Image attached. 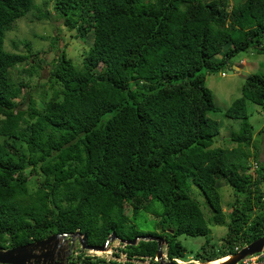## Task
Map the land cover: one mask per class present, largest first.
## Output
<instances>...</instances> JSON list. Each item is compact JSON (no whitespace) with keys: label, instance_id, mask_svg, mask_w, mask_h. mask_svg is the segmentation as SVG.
<instances>
[{"label":"trees","instance_id":"1","mask_svg":"<svg viewBox=\"0 0 264 264\" xmlns=\"http://www.w3.org/2000/svg\"><path fill=\"white\" fill-rule=\"evenodd\" d=\"M49 3L86 47L77 65L61 46L48 89L33 99L11 71L27 63L22 72L38 79L44 60L27 41H18L25 53L6 50L5 38L28 16L49 20ZM41 39L59 49L58 35ZM252 51L264 54V0H0V250L76 232L100 247L113 234L163 237L168 260L185 261L178 236L224 227L219 246L205 241L191 259L207 263L263 237L264 167L248 105L264 108V74L247 76L223 112L233 121L230 148L215 145L221 123L210 114L219 109L205 87L207 74ZM222 184L233 190L227 213ZM158 207L161 235L131 224ZM157 249L152 240L123 251L154 257Z\"/></svg>","mask_w":264,"mask_h":264},{"label":"rangeland","instance_id":"2","mask_svg":"<svg viewBox=\"0 0 264 264\" xmlns=\"http://www.w3.org/2000/svg\"><path fill=\"white\" fill-rule=\"evenodd\" d=\"M233 1V0H231ZM43 0H36V4H41ZM51 5V6H50ZM48 12L51 13L49 20H41L36 21L31 16L26 17L20 21V24L16 31H9L6 33L5 38V48L10 52H19L25 53L27 50L24 46L20 45L18 41H27L30 43L31 49L35 52H39L40 59L44 60L42 64V70L40 73V78H35L34 76L31 79H28V75L24 74L22 70H29L30 66L27 63L21 64L18 67H15L11 71V76L14 81H21L28 83V90H31L33 99L34 96L37 98V94H39L43 90H47L48 86L46 85V79L48 77V72L50 70L51 61L56 57V51H59L61 46H65V51L69 58H72L77 65L81 63V53L85 49V45L82 42H79L80 39L75 38V31H68L62 23V20L57 16H54L52 11V3H49ZM59 38L56 50L52 48L49 40L41 39V37L49 38L52 36H57ZM17 44V49H14V45ZM34 66V63H31ZM222 72L225 75H222ZM229 72H232L231 74ZM251 74H264V54L262 55H254L252 53H239L231 60L227 62V65L224 66V69L220 70L218 73L207 74L205 77V87H207L213 94L215 105L218 107L219 111L216 113H211L210 117L217 122L221 123L220 136L217 137L215 141V145H224L225 147H232L233 145L226 143L223 141L228 140L230 138V132L233 130V121L225 118L223 116V112L229 107L231 102L240 97L241 88L244 82V79ZM27 90V91H28ZM35 91V92H34ZM29 101L26 100L21 106V108H27ZM248 114H249V122L253 128V143L257 148V157L260 164L264 167V131L262 130L264 124V108L255 105H248ZM251 152L254 150L251 149ZM253 165V169L259 166L257 163H251ZM221 197H222V205L224 213L229 211L228 204L231 203L234 199L233 190L226 185H221ZM264 188V185H263ZM192 196L199 201L202 205L203 210V200L199 196L196 188H192ZM152 210L151 212L141 211L135 217V219L131 222V224L135 225V228L147 234H162V230L159 227V211ZM126 215H130V210H125ZM225 233V228L221 226L210 225V233L206 237H187V236H178L177 241L181 243V245L185 248V263L192 262V257L195 253L200 250L202 244L205 241H208L209 246H219L217 241L220 240L222 235ZM159 238V237H157ZM67 240L64 245H70V252L74 251V258L78 255H82L83 257L91 258L89 255L92 254V251L89 250H80L78 239H76L73 244L70 241V238H64ZM160 239H163L161 237ZM62 242V240H60ZM120 242L114 239L107 247L106 251L98 252L95 256H99V258L108 260L111 257H114L115 253H118L117 249L120 248ZM163 252L166 250V246L162 247ZM112 252L110 255L109 252ZM116 251V252H115ZM99 254V255H98ZM216 260L214 262H217ZM182 262V261H181ZM197 262H192L195 264ZM213 263V262H207ZM198 264H201L198 262Z\"/></svg>","mask_w":264,"mask_h":264},{"label":"water","instance_id":"3","mask_svg":"<svg viewBox=\"0 0 264 264\" xmlns=\"http://www.w3.org/2000/svg\"><path fill=\"white\" fill-rule=\"evenodd\" d=\"M230 74L232 72H229ZM70 238L71 243L78 239L80 248L82 250L90 251H106L108 245L117 238L111 234L107 239L106 243L100 247L89 246L87 244L86 236H81L79 232L75 234H62V235H51L46 239L32 242L30 244L15 247L7 250H0V264H68L67 258L70 256V246H65L67 240L64 238ZM62 240V242H60ZM127 245H136L139 241H152L157 242L156 257L160 264H176L175 262L164 261L162 258V244L164 240L160 238L152 237H136L131 242L122 241ZM264 248V236L253 241L252 243L244 246L239 251L225 258L223 262L216 263H201V264H236L247 256L259 253ZM65 250H68L65 254ZM214 262V261H213ZM198 264V263H196Z\"/></svg>","mask_w":264,"mask_h":264},{"label":"built area","instance_id":"4","mask_svg":"<svg viewBox=\"0 0 264 264\" xmlns=\"http://www.w3.org/2000/svg\"><path fill=\"white\" fill-rule=\"evenodd\" d=\"M237 251H239V250H237ZM109 253H110V255H112L111 251ZM95 254H96V252H95ZM149 259H145V260H142L140 262L135 261V259H133V261L135 262L134 263L130 259L127 260L126 255H124L122 252H120L118 258L111 257L108 260H105L106 261L105 264H108V263L111 264V261H116L117 264H150ZM156 260L157 259L154 258L155 262H156ZM178 263H180V262H178ZM236 264H264V248L259 253H255L253 255L247 256L244 259H242L241 261L237 262Z\"/></svg>","mask_w":264,"mask_h":264},{"label":"clouds","instance_id":"5","mask_svg":"<svg viewBox=\"0 0 264 264\" xmlns=\"http://www.w3.org/2000/svg\"><path fill=\"white\" fill-rule=\"evenodd\" d=\"M222 75L224 76L225 75V73H223L222 72ZM117 240H118V238H117ZM119 241V240H118ZM120 242V241H119ZM127 244H125L124 242H120V248H118L117 249V251H118V253H115L114 254V257L115 258H118L119 257V253L120 252H122L124 255H126V258H128V259H130V260H132L133 261V259H135V261H138V262H140V261H142V260H145V259H149V262H150V264H160V262H159V260H158V258L156 257V255L154 256V257H150V256H146V257H136V256H128V254L127 253H125L124 251H123V249H124V246H126ZM68 246H70L69 244H68ZM163 246H166V243H165V240H164V244H162V247ZM79 249L80 250H82L80 247H79ZM166 249H167V247H166ZM240 250V249H239ZM90 251V250H89ZM91 252V251H90ZM96 253H98V252H96ZM92 254H94L93 256L92 255H89L91 258H94V257H98L99 258V256H95L96 254H95V251H92ZM74 256L75 254H74V251H71V253H70V256L67 258V262L69 263L70 261H69V258L71 257V256ZM99 255V254H98ZM228 257V256H227ZM154 258H156L157 260H156V262L154 261ZM162 258H163V260L164 261H168V262H175L176 264H187V263H185L186 261H183L182 260V262H181V260H178V259H175V260H173V261H169L168 260V258H167V256H166V250L163 252V250H162ZM226 258V257H225ZM104 260V259H103ZM218 260H220V259H218ZM105 260H104V263L103 264H105ZM134 262V261H133ZM178 262H180V263H178ZM192 262H197L198 263V261H193L192 260ZM192 262H188V264H192ZM117 264V262L116 261H111V264ZM135 263V262H134ZM109 264V263H108Z\"/></svg>","mask_w":264,"mask_h":264},{"label":"bare ground","instance_id":"6","mask_svg":"<svg viewBox=\"0 0 264 264\" xmlns=\"http://www.w3.org/2000/svg\"><path fill=\"white\" fill-rule=\"evenodd\" d=\"M225 260V258H222V259H220L219 261H217V262H223ZM213 263H216V262H213ZM196 264V263H195Z\"/></svg>","mask_w":264,"mask_h":264},{"label":"flooded vegetation","instance_id":"7","mask_svg":"<svg viewBox=\"0 0 264 264\" xmlns=\"http://www.w3.org/2000/svg\"><path fill=\"white\" fill-rule=\"evenodd\" d=\"M65 246H68V244H67V245H65ZM64 252H65V254H67L68 250H65Z\"/></svg>","mask_w":264,"mask_h":264}]
</instances>
